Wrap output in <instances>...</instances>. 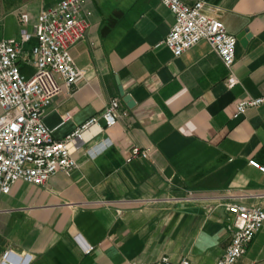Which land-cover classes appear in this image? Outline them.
Returning <instances> with one entry per match:
<instances>
[{"label":"crops","instance_id":"0c3cea01","mask_svg":"<svg viewBox=\"0 0 264 264\" xmlns=\"http://www.w3.org/2000/svg\"><path fill=\"white\" fill-rule=\"evenodd\" d=\"M59 1L0 0V39L32 33L36 15ZM203 12L235 37L250 35L236 39L230 89L205 41L173 57L163 44L173 16L158 0H82L88 28L70 48L82 76L42 120L54 139L92 116L98 125L84 133L69 174L0 193V264L25 255L28 264H215L230 240L226 205L264 209V172L248 164L264 166V104L233 117L237 101L264 95V0H206ZM114 98L119 116L105 127L100 114ZM132 147L147 157L126 161ZM235 264H264V223Z\"/></svg>","mask_w":264,"mask_h":264},{"label":"built area","instance_id":"2783aa9c","mask_svg":"<svg viewBox=\"0 0 264 264\" xmlns=\"http://www.w3.org/2000/svg\"><path fill=\"white\" fill-rule=\"evenodd\" d=\"M173 16V23L163 44L173 57H178L199 41H205L216 53L228 73L224 79L230 89L238 83L232 66L236 37L217 19L204 14L206 0L186 5L180 0H158ZM82 0H60L41 10L33 23L32 33L22 30L18 38L0 39V193L6 194L17 181L41 186L57 172L69 174L75 168L74 151L83 141L84 133L97 126L92 116L61 139L52 137V130L43 123V113L51 100L64 89H70L81 78L70 54V48L84 35L87 21L80 15ZM27 24V13L19 15ZM34 38L35 43L24 45ZM33 67L29 77L21 73L19 61ZM264 104V95L247 96L234 105L233 117L249 107ZM69 114L65 113L62 120ZM119 116V101L111 99L100 114L105 127L115 124ZM146 158L145 150L132 147L126 161ZM248 164L264 172V166L254 160ZM226 228L230 240L215 264H235L246 252L254 234L264 223V209L239 203L226 205ZM9 253L3 254L6 259ZM25 255L16 264H28ZM129 264H191L187 258L172 262L167 257L152 262Z\"/></svg>","mask_w":264,"mask_h":264},{"label":"water","instance_id":"95a60500","mask_svg":"<svg viewBox=\"0 0 264 264\" xmlns=\"http://www.w3.org/2000/svg\"><path fill=\"white\" fill-rule=\"evenodd\" d=\"M249 34L247 33V30L244 29L241 31L239 34L236 35V39L241 40L240 43L243 45L244 40L249 38ZM118 92L119 95L122 97V100L125 102L127 107H132L133 106V101L131 100L130 96L128 94H125L122 90V88L118 85Z\"/></svg>","mask_w":264,"mask_h":264},{"label":"rangeland","instance_id":"374dc122","mask_svg":"<svg viewBox=\"0 0 264 264\" xmlns=\"http://www.w3.org/2000/svg\"><path fill=\"white\" fill-rule=\"evenodd\" d=\"M28 71L30 70L29 68H26Z\"/></svg>","mask_w":264,"mask_h":264}]
</instances>
